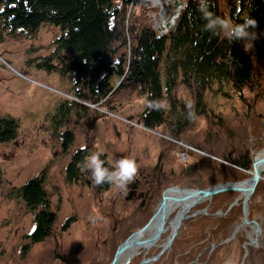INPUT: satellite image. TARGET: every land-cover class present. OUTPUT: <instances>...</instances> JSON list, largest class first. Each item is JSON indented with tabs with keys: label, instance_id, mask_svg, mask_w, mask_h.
<instances>
[{
	"label": "rangeland",
	"instance_id": "1",
	"mask_svg": "<svg viewBox=\"0 0 264 264\" xmlns=\"http://www.w3.org/2000/svg\"><path fill=\"white\" fill-rule=\"evenodd\" d=\"M175 1L177 0L168 5L169 9L175 10L173 13L181 10L184 3V0H178L182 5L177 7L174 6ZM114 2L124 8L126 39L131 38L128 28L138 30L147 23L154 28L155 21H160L159 5L153 6L149 1L142 0ZM221 9L228 8L221 4ZM44 23L31 35L19 30L9 32L0 27V117L10 115L16 117L19 123L15 138L0 142V251L4 254L8 252V257L15 259L16 263H22L26 258L35 260L37 257H42L43 262L53 250L61 254V250L70 247L77 252V245H80L81 248L79 246L75 254L81 264H91L90 259L95 261L94 264L101 261L103 262L100 264H108L106 259L109 255L111 257L116 243L121 242L130 229L140 226L145 220L144 215L136 208L139 196L136 195L135 181L128 186L126 193L114 185L105 190H95L88 171L83 169L82 179L68 181L65 177V166L71 154L89 144L91 154H104L105 161L113 167L119 159L129 157L136 160L140 171L144 166H155L163 146L172 143L186 148L183 137L186 138L189 131L176 137L170 135L167 127L149 129L143 126L139 122V114L146 103L144 95L129 89L127 85L120 87L118 82L111 94L98 102L75 100L72 89L73 70L68 66L70 52L55 42L61 34L60 28ZM44 57L50 58L53 70L43 68L41 59ZM259 67L264 83V62ZM61 69L64 70L61 72ZM161 78L164 76L161 75ZM190 89L180 82L173 92L176 104L186 105L195 100ZM253 93L247 90L243 95L252 99ZM201 96L204 104L214 107L213 109L226 110L234 106L244 108L232 86L225 81L220 85L212 82ZM64 100L78 101L83 107L76 105L77 111L74 112L73 109L63 124L57 127L49 120L50 112L57 103ZM255 103L264 112V87ZM161 104L164 109L168 106L166 100ZM190 124L189 130L193 127L195 131L206 125L202 116L196 120L193 118ZM64 131H70L73 135L72 141L65 148L61 144V134ZM41 169H44L43 187L50 207L57 215L52 227L54 235L30 244L29 251L21 254L20 242L33 227V212L25 206L17 192L27 178ZM167 188L169 187L162 190L161 195ZM156 191L157 188L154 192ZM155 193L153 196H160ZM168 193L177 194L172 191ZM226 194L231 200L235 196V190ZM126 195H129L128 199L125 198ZM242 196L241 194L240 197ZM158 200L160 201L157 198ZM239 201L240 198L231 201L224 207L225 210L216 207L210 221L190 225L191 222L182 219L168 246V250H172L174 255L172 264H186L187 257L191 258L193 264H264V176L259 178L247 203V219H250V223H242V218H237L238 215L232 221L224 217L218 221V217L228 210L227 214L237 211L242 217ZM237 202L239 203L236 204ZM203 203L206 204L204 201L196 207L203 206ZM189 210L185 215L189 214ZM169 211L172 216L174 209ZM130 217L131 227L124 230L122 238L116 241L112 228L117 222V226L124 225ZM251 217L257 220L260 228L254 245L247 244L245 238L248 232H252ZM173 225L174 222L170 224L166 220L163 232L156 240L146 246L139 245L122 250L116 264H127L128 261H124L126 254L143 247H149L148 250L160 249L161 252ZM207 231L215 232L216 235L208 237L205 234ZM153 232V228L148 229L140 238H146ZM54 236L57 237L56 240ZM186 249L191 252L186 253ZM150 256L157 257V254ZM149 263L147 261L143 264Z\"/></svg>",
	"mask_w": 264,
	"mask_h": 264
},
{
	"label": "trees",
	"instance_id": "2",
	"mask_svg": "<svg viewBox=\"0 0 264 264\" xmlns=\"http://www.w3.org/2000/svg\"><path fill=\"white\" fill-rule=\"evenodd\" d=\"M221 4L228 9H221ZM210 5V11L216 16L229 18L234 23L255 19L258 26L254 31L258 38L252 42L229 43L222 33L213 35L206 31L198 0H184L173 27L167 32H156L147 23L138 30L128 28L130 39L125 36L124 8L114 0H0V27L9 32L19 30L31 35L43 22L58 26L61 34L55 42L70 52L68 66L73 70L75 100L95 103L110 95L117 82L120 87L127 85L143 94L146 100L139 122L149 129L167 127L170 135L178 137L188 130L195 118L189 119V103L175 102L173 92L180 82L191 88L195 96L193 105L204 104L201 95L212 82L220 85L225 81L233 91L251 90L257 96L264 87L259 71V64L264 62V0H210ZM41 64L44 69L53 70L50 58H42ZM75 100L60 101L55 105L49 117L54 126L62 125L73 109L76 112V105L83 107ZM164 100L168 102L165 109L148 107ZM18 127L16 117H0V142L15 138ZM72 139L70 131L62 132V147H67ZM90 155L89 144L71 154L65 166L68 181L82 179L81 170ZM100 158L103 160L104 154ZM105 167L113 169L106 161ZM88 174L92 182L90 171ZM43 178L44 169H41L27 178L17 192L33 212V227L24 237L28 245L50 236L57 217L56 211L50 207ZM94 186L95 190L101 191L110 184ZM146 210L142 224L150 215V208ZM173 256L172 253L169 255L168 264L172 263ZM111 257L109 255L106 260Z\"/></svg>",
	"mask_w": 264,
	"mask_h": 264
},
{
	"label": "flooded vegetation",
	"instance_id": "3",
	"mask_svg": "<svg viewBox=\"0 0 264 264\" xmlns=\"http://www.w3.org/2000/svg\"><path fill=\"white\" fill-rule=\"evenodd\" d=\"M244 92L245 90L243 89L234 90L244 108L234 106L233 108L223 110L213 109V106L211 108L205 104H194L192 111L195 113V120L197 117L202 116L206 125L203 129L197 131L193 127L190 130L188 128L187 137H183V141L187 144L186 148L169 143L165 147L163 146V149L159 152V159L154 167L144 166L139 171L138 177L135 180V190L138 191H136V195L139 196V201L136 207L137 210L139 209L138 212L140 214L145 216L148 207L150 208V215H152L159 204L157 198L161 199V192L166 187L172 186L186 190H195L198 188L225 186L229 183L241 182L252 175L253 160L258 155L264 153V112L260 111L256 106L255 100L257 94H254V97L251 99L245 97L243 95ZM208 107L210 108L207 109ZM155 188H157L156 193L154 192ZM228 191L233 190H224L211 196L197 199L190 205V210L188 209L189 214L183 219L191 222L190 225L202 221H210L212 212L216 207L224 208L228 203L236 201L239 198L240 203L237 202L236 204H241L243 198L240 197L241 193L235 191V196L229 200V196L226 194ZM154 193L155 195L159 193L160 196H153ZM204 201L206 204L203 203V206L196 207ZM152 206L154 207L153 210L151 209ZM180 208V206L179 208H175L172 216H170L171 211H169L167 223L172 219L175 221V216ZM228 211L223 216L218 217V221L223 217L226 220L232 221L237 215V218H242L239 212L232 211V213L227 214ZM221 214L216 213V215ZM251 219L257 221L254 217H251ZM117 223L112 228V235L116 241L120 240L124 230L131 227L132 221L118 226ZM137 227L133 230L137 229ZM131 232L127 233L122 238V241ZM205 234L208 237L216 235L215 232L208 231ZM51 235L53 236L54 234L52 233ZM119 243V241L116 243L112 257L108 260L109 262L112 260ZM56 246L57 244H55L54 249H56ZM79 246L77 245V252ZM19 248L21 254L23 251L25 253L29 251L30 246L26 239L21 240ZM148 249L149 247H143L136 252H128L124 257V261L126 259L128 261L127 264H143L145 262H142V260L150 258L152 254H157V257L155 256L153 259L148 260L151 264H168L171 260L169 255L173 253L172 250L167 249L160 252V249ZM75 252L70 247H66L61 250V254L53 250L43 262L42 257H37L35 260L33 258H26L22 263H16L15 259L8 257V252L4 254L3 251H0V264H33V261L35 264H81ZM187 252L190 253L191 250L186 249ZM90 263L94 264L95 261L90 259ZM185 263L193 264L191 258L188 259V257Z\"/></svg>",
	"mask_w": 264,
	"mask_h": 264
},
{
	"label": "water",
	"instance_id": "4",
	"mask_svg": "<svg viewBox=\"0 0 264 264\" xmlns=\"http://www.w3.org/2000/svg\"><path fill=\"white\" fill-rule=\"evenodd\" d=\"M182 2H179L178 0L174 2V6H181ZM180 11V10H179ZM179 11L176 13H173L171 17V24L169 27H173V22L175 21ZM169 25V23L167 24ZM158 32H160V29L157 28ZM134 53V47L132 48L131 54ZM133 61V60H132ZM131 75V74H129ZM159 157L157 158L158 161ZM253 168H252V175L245 180L238 182V183H229L225 186H214L209 188H199L195 190H186L180 187H169L164 190V192L161 195V199L159 201V204L156 208V210L152 213V215L149 217V219L144 223L140 228L132 231L130 235H128L122 242H120L117 245V248L114 252L112 260L108 264H116L117 258L119 254L122 252V250L126 248H130L133 246H139V245H148L154 240H156L161 232H163L164 229V223L167 220V213H169V205L173 201L181 202L180 210L176 214V218L174 221V225L172 227L171 233L168 237V240L164 244L162 251H165L168 249V246L173 238V236L176 234V230L181 223V220L186 216V211H188L190 205H192L197 199L201 197L211 196L217 192L224 191V190H235L239 191L243 196L242 202H241V211H242V223H250V219H247V203L250 199L255 186L259 180V178L264 176V153L258 155L253 160ZM177 192V194H169L168 192ZM126 199L129 198V195H126ZM251 222L253 223V226L251 227L253 232V237L249 238V240L246 242L249 245H254L258 239V235L260 232L259 223L255 221L254 219H251ZM241 224V223H240ZM154 229V232L152 235L141 239L140 237L142 234L148 230V229ZM154 257L145 258L142 260V262H147L149 259H153Z\"/></svg>",
	"mask_w": 264,
	"mask_h": 264
},
{
	"label": "clouds",
	"instance_id": "5",
	"mask_svg": "<svg viewBox=\"0 0 264 264\" xmlns=\"http://www.w3.org/2000/svg\"><path fill=\"white\" fill-rule=\"evenodd\" d=\"M210 0H198V10L202 15V19L206 21L204 28L213 35L223 34L229 43L236 41L252 42L258 38V34L254 31L257 28L255 19H247L244 23H234L229 18L216 16L210 11ZM148 107L159 109L163 107L160 103L149 104ZM189 119L195 116L192 111L194 105L189 103ZM100 153H92L86 158L84 169L90 171L92 182L96 186L103 184L114 185L117 189L127 192L128 186L132 184L138 177L139 165L134 158L119 159L112 170L105 167V161L101 160Z\"/></svg>",
	"mask_w": 264,
	"mask_h": 264
},
{
	"label": "bare ground",
	"instance_id": "6",
	"mask_svg": "<svg viewBox=\"0 0 264 264\" xmlns=\"http://www.w3.org/2000/svg\"><path fill=\"white\" fill-rule=\"evenodd\" d=\"M142 1H149L151 3L150 5H153V6H155V5L161 6L160 13H159L160 21L159 22H158V20L155 21L154 28L156 30H158L157 28H159L161 33L167 32V30L171 24V15L175 11L172 8L171 9L168 8L169 3L173 0H142ZM162 14H163V16H162ZM174 22H173V24H174ZM168 23H169V25H167ZM179 206H180V202L173 201L170 203L169 208L171 210V209L179 208ZM173 222H174V219L170 220V224H172ZM253 235H254L253 232L252 233L248 232L245 236L246 240L248 241L249 238L253 237Z\"/></svg>",
	"mask_w": 264,
	"mask_h": 264
}]
</instances>
